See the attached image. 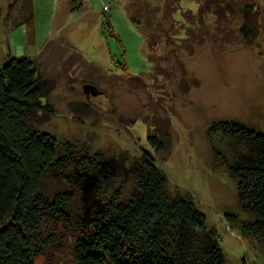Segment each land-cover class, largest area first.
<instances>
[{
  "label": "rangeland",
  "instance_id": "rangeland-1",
  "mask_svg": "<svg viewBox=\"0 0 264 264\" xmlns=\"http://www.w3.org/2000/svg\"><path fill=\"white\" fill-rule=\"evenodd\" d=\"M94 1L33 0V30L27 0H0V67L32 56L55 85L56 113L42 115L40 129L123 159L125 191L132 159L151 152L170 190L199 202L226 264H264L263 244L225 219L240 210L237 182L209 135L217 120L264 132V0H113L101 9ZM88 83L99 93L87 94ZM160 127L170 139L163 153L148 140Z\"/></svg>",
  "mask_w": 264,
  "mask_h": 264
},
{
  "label": "trees",
  "instance_id": "trees-1",
  "mask_svg": "<svg viewBox=\"0 0 264 264\" xmlns=\"http://www.w3.org/2000/svg\"><path fill=\"white\" fill-rule=\"evenodd\" d=\"M27 3L34 30V2ZM54 87L32 56H11L0 67V264H226L199 202L170 190L151 152L132 159L125 191L123 159L40 129L42 115L56 113ZM209 135L216 160L237 182L240 210L225 219L264 246V132L217 120ZM168 136L160 127L148 140L163 153Z\"/></svg>",
  "mask_w": 264,
  "mask_h": 264
},
{
  "label": "water",
  "instance_id": "water-1",
  "mask_svg": "<svg viewBox=\"0 0 264 264\" xmlns=\"http://www.w3.org/2000/svg\"><path fill=\"white\" fill-rule=\"evenodd\" d=\"M96 89L97 87L94 86L93 84L88 83L85 85V91L87 92V94H90V92H92L93 94L96 95L97 93H99V91Z\"/></svg>",
  "mask_w": 264,
  "mask_h": 264
},
{
  "label": "crops",
  "instance_id": "crops-1",
  "mask_svg": "<svg viewBox=\"0 0 264 264\" xmlns=\"http://www.w3.org/2000/svg\"><path fill=\"white\" fill-rule=\"evenodd\" d=\"M72 1V0H71ZM88 0H83V4H85L86 2H87ZM91 1H93V2H95L94 0H91ZM100 2H98V4H100L99 6H96L95 8H102L103 6H104V4L106 3V2H109V3H111L112 4V2H113V0H99ZM112 1V2H111ZM116 0H114V2H115ZM88 3V2H87ZM90 3V2H89ZM90 5H91V3H90ZM111 9H112V7H111Z\"/></svg>",
  "mask_w": 264,
  "mask_h": 264
}]
</instances>
